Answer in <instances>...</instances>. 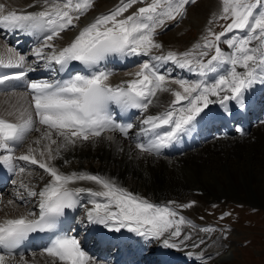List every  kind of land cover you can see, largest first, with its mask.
I'll list each match as a JSON object with an SVG mask.
<instances>
[{
  "label": "snow or ice",
  "instance_id": "6c2138e0",
  "mask_svg": "<svg viewBox=\"0 0 264 264\" xmlns=\"http://www.w3.org/2000/svg\"><path fill=\"white\" fill-rule=\"evenodd\" d=\"M194 2L121 0L117 8L107 15L98 16L68 46L59 50L52 42L70 26L76 27L75 22L92 9L95 0H34L29 7L39 4L41 10L19 13L15 10L5 13V6L0 4V28L36 35L40 43L33 55L36 61H44L46 67L58 65L59 71H65L73 62L93 68L109 56H150V61L143 62L133 74L134 79L116 86L109 83L112 73L103 70L51 83L31 82L27 85V94H20L26 106L10 105L12 110H6V116L15 117V120L0 115V151L8 153L0 157V164L15 169L14 161H24L38 166L51 177L38 192L21 182L20 188L24 189L27 197H38L39 214L28 212L0 222V249L5 252L0 254V264L15 260L13 250L31 234L52 231L66 209L77 207L81 193L92 198V208L86 213L89 223L102 225L112 232L126 229L137 236L159 240L162 247L168 249L183 250L182 245L192 239L190 234L185 236L182 231L183 226L191 222L171 206L154 204L99 175L65 174L51 161L62 158L61 152L69 146L100 138L104 132L119 131L127 137L132 125L114 123L108 114L110 104L124 110L135 108L147 112L157 93H170L174 97L163 113L149 115L143 120L147 127L141 130V134L153 133L154 138L147 144L137 143L136 148L142 153L157 155L189 131L202 113L207 115L209 105L219 103L226 112L229 101H235L240 108L245 107V93L255 84L264 83V0H222V12L214 20H231L224 31L217 34L210 28L202 37L203 43H197L192 50L152 55L153 50L162 49L155 40L158 29L177 17L182 18L186 15V6ZM137 3L145 6L120 18ZM227 33L233 35L222 41ZM221 43L226 44L231 53L222 50ZM46 49L51 51L46 52ZM213 50L214 54L205 62L203 58ZM6 51V57L0 56V67L25 68L23 55L11 48ZM168 63L194 72L200 79L169 80L159 71L160 65ZM224 65L230 67L209 83V74L217 73ZM26 75L27 70L14 75H0V85ZM172 84L178 85L179 90L171 88L169 85ZM165 126L167 131L163 134L156 131ZM33 132H39L40 137L32 143L42 147L29 146L26 154L15 155L14 145H23ZM25 171L24 167H19L15 174L19 177ZM28 174L31 175L30 172ZM79 181L94 182L102 190L70 187ZM17 196L25 199L22 193L18 192ZM8 204L15 207L12 200ZM200 231L213 232L215 229L203 228ZM194 247H199V244ZM45 254L52 258V264H94L92 257L74 237L56 238L45 249ZM20 261L27 264L23 256Z\"/></svg>",
  "mask_w": 264,
  "mask_h": 264
},
{
  "label": "bare ground",
  "instance_id": "6f19581e",
  "mask_svg": "<svg viewBox=\"0 0 264 264\" xmlns=\"http://www.w3.org/2000/svg\"><path fill=\"white\" fill-rule=\"evenodd\" d=\"M33 3L34 0H0V4L5 6V13L12 10L18 13L21 11L34 12L41 10L39 4L35 7H29ZM212 3L213 0H206L204 3L202 2L195 6V8L189 9L190 11L185 23L196 26L199 29L205 27L207 25V17L212 14L210 13L213 8ZM120 4L121 0H95L92 9L88 11V18H85L86 15L82 16L79 21L75 22L76 27L73 28L70 26L68 30L61 33V36L52 43L56 45L57 50L68 46L84 27L94 22L98 16L109 14ZM142 6L145 5L141 3L133 5L120 18L122 19L131 15ZM186 15L182 18L177 17L176 20L167 22L161 29H158L156 35L160 32L164 33L169 24L175 21L179 23ZM155 40L162 45V49L153 50L152 55L166 54L175 48L184 49L189 44V42H185L186 40L183 36L178 37L177 35L168 36L161 34ZM36 47L33 35H29L18 29L6 30L0 28V56L6 57L8 55L6 50L11 48L15 53L25 57L22 50L32 51V48L35 49ZM220 47L225 52L231 53L232 51L224 43H221ZM193 48L192 46L191 49L189 48L186 51L192 50ZM45 51L48 52L51 50L46 49ZM212 54L214 52L209 53L208 57H204L206 61L210 59ZM149 58L150 56H146L145 59L150 61ZM26 65L30 70L34 69L31 70V76L25 78L29 83L42 81L53 82V73L51 71L53 65L46 67L44 61H36L34 56L32 59L26 61ZM229 67L228 65H224L217 73L209 74L207 77L208 82H213L214 78H217L219 74L225 73ZM103 71L109 72L110 70L106 68ZM133 74L129 72L115 73L117 77L121 75V77L129 80L135 78ZM192 75L195 76L196 74L192 72ZM111 82L114 85L122 83L120 80L114 81V79H111ZM169 86L177 89L175 87L178 85L173 84ZM255 90V96H258L260 93L262 100L264 83L255 84ZM28 91L29 89L25 91L13 88L6 94H0V115H5V118L14 121L15 117L6 116V110H12L10 105L26 106L20 94L23 93L26 95ZM12 93H15V95ZM28 98L30 99V97ZM173 99L174 97L170 93H157L153 104L145 112L144 119L149 115L163 113L170 107ZM211 99H215V97ZM258 119L260 124L256 125L257 127H254L250 133V135L254 134V138L252 136L248 138V134L245 135V133L241 135V132L236 134V136L233 135L234 137L231 138L224 136L221 132H215V134L207 135L203 138L201 144L195 150L174 157L165 156L161 150L159 155L140 152L136 148V144L142 142L138 140V137L134 136V130L127 138H124L122 135L119 136L116 132H106L100 138L93 139L89 142H77L74 147L69 146L67 150L61 152L62 158L51 161V163L65 174L82 172L108 178L127 191L147 199L154 204L172 206L180 216L190 221L191 224L183 226L182 231L185 236L190 234L192 239L187 240L182 245L183 250L164 248L162 247L161 241L147 239L149 243L146 246L151 247L153 250L158 249V253L154 254L156 257L161 253L165 259L171 261L169 264H229L232 262L229 253L235 257L234 244H227V242L221 240L222 237L219 239L216 230L213 232L200 231V229L210 227L202 226L197 222L194 211L183 212L180 211V208L183 205H187L191 200H196L200 204L207 205L209 203H219L226 200V202L241 201L264 206V117L261 115ZM240 131L245 132L244 129ZM30 135H35V137H32L35 139L29 138L31 141L40 137L39 132H33ZM109 136L112 137L111 140L108 139ZM29 146L31 144L29 145L28 140L23 145H14L16 149L15 155L26 154ZM38 147H42V145H38ZM55 147L53 145V148ZM7 154L6 152L0 151V157ZM13 163L16 165L15 169L3 164L16 178L14 180L15 183L12 180L11 184H9V188L6 189L5 187L0 190V196L2 197H0V202L2 199V203L0 204V222L7 218H17L19 215L27 214L28 212H33L37 215V209L31 204L35 203L37 208H39L38 197H27L24 189L20 188V184L23 182L34 188V190L37 189L36 191L38 192L51 179L48 175H44V178L47 177L48 179L43 182L39 178L37 181L34 177L27 180L25 179L26 172L18 177L15 173L19 167H24V161H14ZM31 168H33V165H31ZM38 169L43 171L39 167ZM70 187H83L94 191L102 190L99 185L89 181H79L76 184L70 185ZM9 191L12 192L11 197L3 198L4 194ZM18 192L24 195L25 199L23 200L25 202H22L18 198ZM91 199L88 195V200L90 201ZM9 200L15 202V207L8 204ZM170 202L175 203L170 204ZM91 208V203L86 204L84 207V217L78 219V227H81L82 224L84 225L87 222L86 213ZM71 213L72 215L75 213L80 214L81 210L76 208L71 209ZM121 231L127 230L122 229ZM77 232L78 235H81L82 230L79 229ZM78 240L80 242V238ZM195 244H199V247H194ZM80 245L83 246L84 242L81 241ZM47 247L49 246L36 248L30 254L26 255L24 259L27 261V264H52V258L45 254ZM85 252L92 257L94 264H104L102 259L104 261L107 260L104 254L98 255L88 253L87 251ZM9 264H21L20 258H15ZM156 264H161V260H158Z\"/></svg>",
  "mask_w": 264,
  "mask_h": 264
},
{
  "label": "rangeland",
  "instance_id": "374dc122",
  "mask_svg": "<svg viewBox=\"0 0 264 264\" xmlns=\"http://www.w3.org/2000/svg\"><path fill=\"white\" fill-rule=\"evenodd\" d=\"M205 1L206 0H195L194 3L188 4V8L186 9L187 15L185 16V18L182 19L179 23H176L174 25V28H167L164 33L160 32L156 36H159L161 34L168 36L177 35L178 37L183 36L186 40L185 42H189V44L184 49H171L174 52L183 53L184 51L186 52V50H188L189 48L191 49L192 46L194 47L197 43H203L202 37L208 34L207 31L210 28L217 34L224 31L226 25L228 23H231V20H214V18L219 17L222 12V0H213V8L212 12H210L212 14L207 17L209 20L207 19V25L205 24V27L199 29L196 26L187 25V23H185V20L188 18V14L191 8H195V6L199 5L202 2L204 3ZM208 25L210 26L208 27ZM232 35L233 33H227L225 37H222V40L227 39ZM212 52H214V50ZM170 79L173 80L172 77H170ZM254 127L257 126H253L252 129ZM250 133L248 134V138L254 136V134L250 135ZM32 137H35V135H30L29 137L31 139H35ZM29 138V145L31 144L32 147H38V145L33 144V141H31V139ZM25 143H27V141ZM29 167L31 168V165ZM35 167L36 165H33V169L26 168L25 174L27 175H25V179L30 180L32 177H34L37 179V181L39 178L41 182L48 179L47 177L44 178V175H47V173H45L44 171H40ZM27 171H29L31 175H29ZM11 194L12 192L9 191L8 193L4 194L3 198H9L11 197ZM1 203L2 201L0 202V204ZM188 204H193V206L188 208L182 207L180 208V211H194L196 214L197 222H199L202 226L215 229L217 231L218 238L220 239L222 237L221 240L227 242V244H234L235 257L232 256L231 253H229L232 261L229 264H264V206L253 205L241 201L226 202V200L219 203H209L208 205L202 203L200 204L196 200H191L187 203V205ZM102 262L104 264H107L103 259Z\"/></svg>",
  "mask_w": 264,
  "mask_h": 264
}]
</instances>
